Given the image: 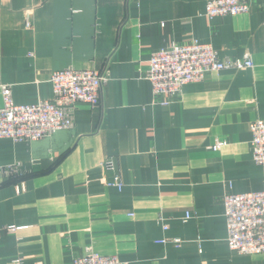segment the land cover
Wrapping results in <instances>:
<instances>
[{"label": "crops", "instance_id": "obj_1", "mask_svg": "<svg viewBox=\"0 0 264 264\" xmlns=\"http://www.w3.org/2000/svg\"><path fill=\"white\" fill-rule=\"evenodd\" d=\"M207 1L0 0V82L15 103L52 99L57 69L107 76L99 104H77L71 127L0 138V167L19 170L0 180V264H72L87 246L125 264H264V253L229 249L222 203L226 192L264 189L249 128L264 119V0L211 19ZM193 39L221 59L249 53L253 66L208 72L154 99L151 53ZM104 157L121 190L106 184Z\"/></svg>", "mask_w": 264, "mask_h": 264}, {"label": "built area", "instance_id": "obj_2", "mask_svg": "<svg viewBox=\"0 0 264 264\" xmlns=\"http://www.w3.org/2000/svg\"><path fill=\"white\" fill-rule=\"evenodd\" d=\"M249 0H208L205 16L208 19L237 15L248 11ZM25 25L32 26L31 13L25 15ZM253 66L249 53L241 57L221 59L209 43L193 39L186 43H173L151 53L145 77L151 83L154 99L161 95L177 96L190 82H199L208 72L224 69H245ZM107 81L105 73L96 69H79L72 66L54 70L50 76L53 98L31 104H17L12 98L11 85L0 82V138L13 141L41 139L73 124V112L79 103L95 107L100 102L101 87ZM251 154L255 164L264 168V119L249 124ZM224 142L216 141L211 149L218 150ZM104 172H113L106 181L108 186L121 190L124 183L113 161L104 157L99 163ZM16 165L0 167L3 175L15 174ZM227 230V245L239 254L264 253V189L246 193L226 192L222 199ZM190 217L185 213L184 219ZM11 231L15 227H7ZM167 229V224H163ZM158 242L178 246L179 238H163ZM7 264H25L19 257ZM72 264H125L118 255H104L91 246L85 247Z\"/></svg>", "mask_w": 264, "mask_h": 264}]
</instances>
